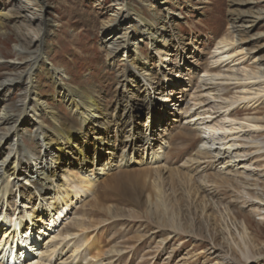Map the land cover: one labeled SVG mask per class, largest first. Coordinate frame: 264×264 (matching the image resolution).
<instances>
[{
    "label": "bare ground",
    "instance_id": "1",
    "mask_svg": "<svg viewBox=\"0 0 264 264\" xmlns=\"http://www.w3.org/2000/svg\"><path fill=\"white\" fill-rule=\"evenodd\" d=\"M13 1L14 7L7 11L4 5L0 7V38L3 39L0 42L6 44L5 41L12 36L14 39L10 58L0 52V71H6V74L0 75V264H7L8 255L14 251L16 257L10 261L11 264H101L95 242L86 235V213L76 215L70 211H75L80 204V209L84 207V199L93 193L99 178L107 175L106 171L112 167L113 158L116 157L113 149L116 147L112 146L108 135L118 138L124 134L126 141L120 148L122 159L128 148L124 143H133L137 133L141 135L135 129V118L139 117L141 108H147L143 115L145 141L149 140V129L159 127L160 133L161 129L169 126L165 117L157 125L158 120L154 122L149 112L157 92L164 98L161 97L160 102L172 103L168 105L166 116L175 114L174 107L175 111L180 110L187 92L185 86L174 88L168 84L163 92V86L159 83L161 80L158 82L156 77L157 73L158 78L162 79L163 71L166 70L162 62L163 58L167 60L166 53L170 46L181 48L179 35L173 27L174 20L167 15L169 8L165 6V0L158 1L157 7L165 6L162 10L167 12L159 18L145 17L141 9L130 7L128 0H111L115 21L109 32L103 28L107 31L102 38L103 46L108 56L113 55V50L124 47L128 53L134 52V57L129 59V66L120 71L115 70L116 77L121 80L117 81L116 97L109 112L91 87L81 83L74 85L69 71L48 59L45 39L51 32L44 18V0ZM236 7L238 10L230 11L229 14V31L215 45L223 60L220 61L221 67H214L219 70L210 76V81L229 83L224 86L235 92L230 102L220 107V110L225 111L215 110V113L214 109L200 106L208 100H199L202 95H194V99H191L192 107H195L193 114L185 119L181 116V119H188L187 125L192 119L202 121L201 125L207 131L204 133L200 130V134H206L208 140L207 144L205 138L202 145L210 144L221 149L205 150V155L214 163L220 162L221 168L237 167L236 171L244 173L251 167L253 172L264 173V71H261L262 64L258 63L260 60L250 54L251 51L262 50V44H259L262 37L259 36L255 41L247 37L257 26L260 17L255 18L251 13L242 11L239 5ZM12 13L17 18L11 24ZM129 13L134 16L133 24H130V18H126ZM33 23H36L37 32L30 30ZM240 34L246 39L235 40L237 36H242ZM174 40L176 43H173ZM137 41H145L152 52L137 56ZM251 43L254 45L252 48L249 46ZM220 62L217 60L212 65L218 66ZM39 70L50 82L60 101L67 105L71 118L60 116L57 109L38 92L39 87L34 80ZM204 72L210 74L213 71L211 67H205ZM202 87L204 85L198 88ZM213 87L215 91L220 90L215 85ZM13 91L19 92L16 105L9 103V94ZM215 95L213 92L211 96ZM184 110L183 113H186ZM28 113L32 114L33 120L25 129L24 125L28 124L25 115ZM100 116L102 122L97 120ZM149 121H152L150 125ZM173 121L178 120L176 118ZM162 122L164 126H160ZM74 129L79 134L76 139L72 135ZM25 132L29 135L28 139ZM23 135L26 139H23ZM87 136L89 138L86 140ZM63 142L78 144L70 151L68 161L67 151L63 147L70 146ZM157 149L155 155L159 147ZM60 163L61 168H56ZM229 182L232 183L221 178L214 184L221 190ZM254 182L252 186L259 188L261 197H264V174L255 178ZM47 192L50 195L43 198L42 195ZM112 192L124 206L140 209L144 205L139 193ZM95 194L96 191L93 197ZM71 215L73 218L69 220ZM66 221L68 223L64 224ZM12 226H15V231ZM180 233L187 235L184 228ZM260 237L264 239V236ZM212 246L219 247L214 243ZM256 254L263 255V251L257 250ZM245 259L247 261L249 258Z\"/></svg>",
    "mask_w": 264,
    "mask_h": 264
},
{
    "label": "rangeland",
    "instance_id": "2",
    "mask_svg": "<svg viewBox=\"0 0 264 264\" xmlns=\"http://www.w3.org/2000/svg\"><path fill=\"white\" fill-rule=\"evenodd\" d=\"M158 1L128 0V4L135 10L141 9L147 18H159L167 13L162 9L165 6L169 8L167 15L174 20L173 27L179 35L181 48L170 46L166 53L167 60L163 58L161 61L162 67L166 69L162 79L158 78L157 73L156 77L158 82L161 80L159 83L163 86V92L168 84L174 88L185 86V100L180 110L175 111L174 107L175 114L166 116L168 105L172 103L160 102L163 96L157 92L149 112L154 122L158 120L157 125L165 117L169 126L161 129L160 133L159 127H150L149 140L145 141L143 115L147 108H141L139 117L135 118V129L141 135L137 133L133 143H124L128 148L122 159L120 148L126 141L124 134L118 138L108 135L112 146L116 147L113 149L116 154L113 165L106 171L107 175L99 178L93 193L84 199V207L80 209L81 204L77 205L75 211L73 209L70 213H86V235L95 242L101 264H264V239L260 237L264 236V197H261L259 188L252 186L255 178H260L264 173L253 172L251 167L244 173L236 171L237 167L221 168L220 162L214 163L205 155V150L216 148L218 151L220 148L202 145L205 140L208 144L207 135L200 134V130L204 133L207 131L201 125L202 121L192 119L187 125L188 119H181V116L185 119L193 114L195 107H192L191 99H194V95H202L199 100H208L200 106L214 109L213 113L225 111L220 110V107L230 102L235 91L224 86L229 83L210 81V76L221 67L223 60L215 45L229 31L230 11L238 10V5L242 11L251 13L255 18L260 17L257 26L247 37L251 41L262 37L259 43L262 44V50L257 49L250 54L260 60L258 63L262 64L261 71H264V0H165V6L157 7ZM44 3V18L51 32L45 39L48 59L69 71L74 85L81 83L91 87L94 94L101 98L104 109L110 112L116 97L117 81L121 80L116 77L115 70L120 71L129 66V59L134 57V52L128 53L124 47L113 50V55L108 56L103 46L102 38L115 21L111 0H44ZM1 5L7 11L14 7V1L0 0ZM12 15L11 24L17 18L15 13ZM126 18H130V24L135 23L131 13ZM35 24L30 26V30H36ZM8 30L12 31L10 27ZM244 37L237 36L235 40L246 39ZM0 41L3 39L0 38ZM5 43L0 42V52L10 58L13 36ZM135 45L139 50L137 56L152 52L145 41H137ZM249 46L254 47L253 43ZM217 60L221 61L218 66L212 65ZM205 67H211L213 72L205 74ZM3 74L6 71H0V75ZM38 74L40 70L36 72L34 80L39 87L38 92L57 109L60 116L71 118L70 110L57 97L50 82L44 75ZM133 75L137 76L135 72ZM199 85L204 87L198 88ZM214 85L220 90L215 91ZM213 92L215 96H211ZM18 93L13 91L9 94L11 105H16L19 100ZM174 93L176 96V90ZM151 110H154L153 113ZM197 112L200 113V110ZM31 116L30 113L25 115L28 124L24 128L31 124ZM176 118L178 121L174 122ZM97 120L102 122V117ZM160 126H164V123ZM26 135L28 139V133ZM72 135L76 139L79 135L77 129L73 130ZM26 138L23 135V139ZM68 145L71 148L63 147L67 151L66 161L70 158V151L78 144L69 142ZM158 147L159 151L155 155ZM62 163L56 168H61ZM154 170H157L156 173H153ZM221 178L232 181L224 184L221 188L223 191L214 184ZM112 190L139 193L144 205L140 209L124 206L116 200ZM49 195L47 192L42 196L46 198ZM183 228L187 235L180 233ZM184 241L187 243L182 244ZM213 243L219 247H213ZM257 250H262L263 255L256 254ZM247 257L249 259L246 261Z\"/></svg>",
    "mask_w": 264,
    "mask_h": 264
}]
</instances>
